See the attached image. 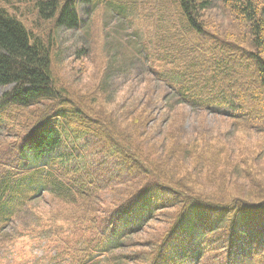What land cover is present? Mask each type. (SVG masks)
<instances>
[{
  "label": "trees",
  "instance_id": "obj_1",
  "mask_svg": "<svg viewBox=\"0 0 264 264\" xmlns=\"http://www.w3.org/2000/svg\"><path fill=\"white\" fill-rule=\"evenodd\" d=\"M29 1L39 17L65 30L80 28L99 3ZM144 1L111 0L108 9L122 20L131 19ZM169 1L178 24L168 14L152 24L151 36H136L134 54L169 89L175 103L211 111L231 120L235 131L241 128L264 138V4ZM219 3L245 23L247 46L205 30L202 12ZM49 54L42 39L0 7V87L5 88L0 129L15 112L60 98ZM102 84L103 89L108 86L106 76ZM153 107L145 108L141 118L131 110L127 129L106 118L91 126L65 105L41 109L35 122L23 125L21 141L0 158L5 169L0 168V219L11 213L20 189L33 191V197L49 191L71 203L74 211L63 217L66 238L53 240L48 264H264V139L240 154L244 147L231 145L222 133L210 135L206 128L184 125L169 108L151 127ZM112 180L124 186L121 195L100 209L92 199ZM170 206L178 210L164 218L168 226L138 244L134 234ZM188 218L193 220L190 226ZM192 228L201 236L197 244L187 235ZM179 238L186 242L179 245ZM132 242L146 250L119 252ZM219 251L224 256L215 261L212 256Z\"/></svg>",
  "mask_w": 264,
  "mask_h": 264
},
{
  "label": "rangeland",
  "instance_id": "obj_2",
  "mask_svg": "<svg viewBox=\"0 0 264 264\" xmlns=\"http://www.w3.org/2000/svg\"><path fill=\"white\" fill-rule=\"evenodd\" d=\"M110 1L99 0L80 28L65 30L57 27L53 20L39 17L29 0H0V7L7 14L18 19L32 35L42 39L49 47L52 81L58 97L60 96L53 103L45 100L43 104L47 106L34 105L13 114L11 121H7L0 129V158L21 141L24 124L35 122L42 114L41 109L58 105L75 108L83 121H87L91 126H97L95 122L106 118L117 127L127 129V125L131 123V110L141 118L146 115L142 113L143 110L154 103V111L149 121L151 127L163 119L169 108L172 117L179 119L184 125L186 123L187 126L206 128L210 130V135L222 133L221 138L229 140L231 145L235 142L244 147L240 149V154L242 150L244 152L264 139L260 133L244 131L241 128L235 131L232 121L221 115L175 103L169 89L159 83L147 67L142 65L143 60L134 54L136 43H139L136 36L139 33L140 38L151 36L152 24H159L167 14L171 16V22L178 24L177 10L171 6L169 0H164L165 5L162 0L144 1L137 6L131 19L126 20L109 11ZM256 1L264 4V0ZM235 16L229 6L219 3L216 8L202 12L200 21L211 35L218 36V33H221L222 39L247 46L248 35L242 26L245 23ZM142 41L141 39V43ZM145 52L150 53L149 49ZM132 57L135 59L129 64L128 58ZM104 76L108 84L105 89L102 84ZM4 90L5 88L0 87V96ZM92 148L94 152L95 144ZM96 158L102 159L100 154ZM260 162L261 165L264 164L263 156ZM0 168L3 169L2 164ZM122 187V184L112 180L108 187L97 192V198L92 199L94 204L97 202L100 209L111 205L110 202L121 195ZM18 194L13 198L9 216L0 219V264H48L53 240L66 238L63 232L67 225L63 224V217L73 212L74 208L71 203L54 198L49 191H43L33 197V191L24 192L20 189ZM170 196L172 195H169L168 199ZM177 210V206L161 209L142 231L134 234L138 244L146 243L145 240L158 234L159 229L167 227L168 223L164 218L167 220V216L173 212L175 214ZM48 222L56 228L50 229ZM186 222L190 226L193 220L188 218ZM185 228L187 230V227ZM195 229H189L187 235L197 244L201 236L198 237ZM185 237L187 239V236ZM184 242V238H179V245ZM133 243L119 252L130 254L133 251L146 250L133 246ZM221 253L222 251L217 252V257L215 254L212 259H221L224 256Z\"/></svg>",
  "mask_w": 264,
  "mask_h": 264
},
{
  "label": "bare ground",
  "instance_id": "obj_3",
  "mask_svg": "<svg viewBox=\"0 0 264 264\" xmlns=\"http://www.w3.org/2000/svg\"><path fill=\"white\" fill-rule=\"evenodd\" d=\"M123 215V214H122ZM129 215V214H128Z\"/></svg>",
  "mask_w": 264,
  "mask_h": 264
}]
</instances>
